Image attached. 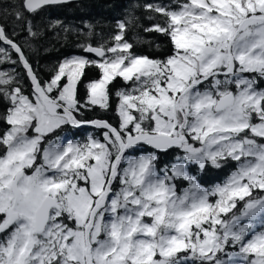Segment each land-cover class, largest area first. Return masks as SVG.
I'll list each match as a JSON object with an SVG mask.
<instances>
[{
    "label": "snow or ice",
    "instance_id": "6c2138e0",
    "mask_svg": "<svg viewBox=\"0 0 264 264\" xmlns=\"http://www.w3.org/2000/svg\"><path fill=\"white\" fill-rule=\"evenodd\" d=\"M75 2L0 3V65L31 85L0 70V264H264V0L146 2L161 19L143 32L166 38L163 56L135 51L129 20L107 37L34 23ZM57 29L84 54L43 79L26 49ZM97 109L117 121L87 117ZM68 126L99 135L69 140Z\"/></svg>",
    "mask_w": 264,
    "mask_h": 264
},
{
    "label": "trees",
    "instance_id": "16d2710c",
    "mask_svg": "<svg viewBox=\"0 0 264 264\" xmlns=\"http://www.w3.org/2000/svg\"><path fill=\"white\" fill-rule=\"evenodd\" d=\"M11 0H0L4 6L10 3ZM146 2H159L169 3L170 0H79L67 8L53 9L50 16L38 17L34 23L38 27H43L48 24L51 19L64 20L66 24H70L73 28L77 26H83L84 22H88L94 25V31L96 34H103L107 37L115 30L116 22L119 20L131 21L127 30V38L134 43L135 51L146 52L148 54L163 56L168 53V43L166 38L156 33L145 34L143 28L148 26L152 21L149 20L150 16H154L155 19H161L160 16L150 13L144 9L143 5ZM9 25V32L12 31L16 25L12 20L5 19L4 21ZM19 31V29L17 28ZM59 29L46 30L43 38L30 41L32 44L31 49H26L27 54L30 56L34 67L38 68L39 75L43 79H47L50 75L51 68L65 56L69 55H83L79 49V44L84 42L83 37L77 38L75 34L69 36L67 39L64 38V34L61 32L59 36L56 33ZM26 33H22L19 37V41L23 42ZM99 35H95L92 39H99ZM154 40L158 42L161 47L156 50L154 47L149 48L147 44L137 43V40ZM6 47V45H0ZM12 58L16 59V54L12 53ZM15 68L17 73L20 74L21 82L24 85L26 94L31 90L30 81L24 74L23 69L18 65H13L10 62L0 65V70L12 71ZM88 75L91 77L94 75V70H89ZM123 86V81L117 79L115 82V88ZM264 86V85H262ZM115 104L113 101V108ZM0 111H3V105L0 104ZM97 113L99 117L107 119L113 123L117 121L115 111L101 112L99 109L96 112L86 113L88 118H96ZM89 134L99 135L98 131L93 127H82L80 129H74L71 126L65 128L63 135L68 137L69 140H83ZM181 154V150H175L172 155ZM169 160L168 156L161 155L160 167H163ZM236 168V162L229 161L222 168L209 167L206 171L198 173L199 179L202 185L206 188H210L215 184L222 183L228 175ZM187 183H181L179 187H187Z\"/></svg>",
    "mask_w": 264,
    "mask_h": 264
},
{
    "label": "water",
    "instance_id": "95a60500",
    "mask_svg": "<svg viewBox=\"0 0 264 264\" xmlns=\"http://www.w3.org/2000/svg\"><path fill=\"white\" fill-rule=\"evenodd\" d=\"M79 1V0H76V2ZM84 127H91V126H84ZM94 128V127H93Z\"/></svg>",
    "mask_w": 264,
    "mask_h": 264
},
{
    "label": "rangeland",
    "instance_id": "374dc122",
    "mask_svg": "<svg viewBox=\"0 0 264 264\" xmlns=\"http://www.w3.org/2000/svg\"><path fill=\"white\" fill-rule=\"evenodd\" d=\"M67 139H69L68 137H66Z\"/></svg>",
    "mask_w": 264,
    "mask_h": 264
}]
</instances>
